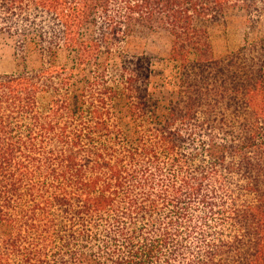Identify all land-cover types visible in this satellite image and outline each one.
<instances>
[{"label": "trees", "instance_id": "1", "mask_svg": "<svg viewBox=\"0 0 264 264\" xmlns=\"http://www.w3.org/2000/svg\"><path fill=\"white\" fill-rule=\"evenodd\" d=\"M234 15L217 55L208 28ZM262 17L264 0H0L21 64L0 73V264H264Z\"/></svg>", "mask_w": 264, "mask_h": 264}, {"label": "rangeland", "instance_id": "2", "mask_svg": "<svg viewBox=\"0 0 264 264\" xmlns=\"http://www.w3.org/2000/svg\"><path fill=\"white\" fill-rule=\"evenodd\" d=\"M243 19L239 15L229 18L225 25L216 24L208 28L210 40L214 52L217 55L224 54L234 49L240 42L244 31ZM256 35L264 36V17L258 22L257 27L251 37ZM170 37L165 33H142L138 34L133 42L134 46L144 50L157 63L167 58L170 48ZM28 69H36L38 67V59L35 55L28 57ZM20 62L14 55V40L7 34L0 33V73H14L20 69Z\"/></svg>", "mask_w": 264, "mask_h": 264}]
</instances>
